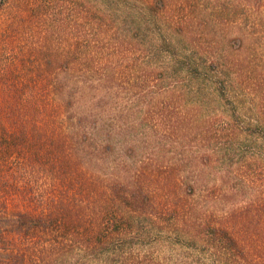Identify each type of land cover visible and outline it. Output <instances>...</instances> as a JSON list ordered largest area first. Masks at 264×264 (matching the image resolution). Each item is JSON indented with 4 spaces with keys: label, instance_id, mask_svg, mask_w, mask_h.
Instances as JSON below:
<instances>
[{
    "label": "rangeland",
    "instance_id": "1",
    "mask_svg": "<svg viewBox=\"0 0 264 264\" xmlns=\"http://www.w3.org/2000/svg\"><path fill=\"white\" fill-rule=\"evenodd\" d=\"M49 55L68 64L40 74ZM11 84L36 87L37 103L70 100L61 124L96 123L91 172L151 196L145 232L111 240L128 252L107 264H264V0H0V105ZM20 165L0 160V235L23 248L18 212L59 192ZM221 227L243 255L215 248Z\"/></svg>",
    "mask_w": 264,
    "mask_h": 264
},
{
    "label": "trees",
    "instance_id": "2",
    "mask_svg": "<svg viewBox=\"0 0 264 264\" xmlns=\"http://www.w3.org/2000/svg\"><path fill=\"white\" fill-rule=\"evenodd\" d=\"M60 58L49 55L44 60L46 68L41 67L37 72L51 74L52 64H68ZM34 88L14 84L5 87L12 94L0 105V160L7 162L17 156L21 165L25 161V167H30L31 172L35 173L37 168L49 180L56 181L59 195L45 207L41 206L40 212H18L10 232L24 240V247L11 246L12 241L1 234L0 256H14L20 263L29 259L31 264H67L74 251L79 256L71 264H76L79 257L89 260L105 256L103 263L107 264L111 255L124 256L128 252L125 246L115 248L110 241L120 238L127 242L140 230L145 232L144 226L137 223L151 219V196L142 186L135 187L137 183L128 181L126 176L108 180L96 177L98 169L96 173L91 169L98 166L94 164L98 157L88 152L94 143L87 140L86 132L96 123L86 125L78 118L76 123L70 120L61 124L58 120L66 117L71 101L49 104L48 99L37 103ZM2 90L0 86V93ZM51 92L46 89L44 97H51ZM42 116L43 120L39 121ZM65 125L72 131L67 133ZM109 141L100 142L105 153L113 150ZM211 230L215 248L243 255L239 241L227 228Z\"/></svg>",
    "mask_w": 264,
    "mask_h": 264
}]
</instances>
